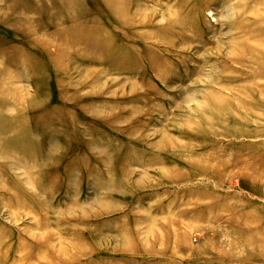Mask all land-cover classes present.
Listing matches in <instances>:
<instances>
[{
	"label": "rangeland",
	"instance_id": "obj_1",
	"mask_svg": "<svg viewBox=\"0 0 264 264\" xmlns=\"http://www.w3.org/2000/svg\"><path fill=\"white\" fill-rule=\"evenodd\" d=\"M0 264H264V0H0Z\"/></svg>",
	"mask_w": 264,
	"mask_h": 264
},
{
	"label": "bare ground",
	"instance_id": "obj_2",
	"mask_svg": "<svg viewBox=\"0 0 264 264\" xmlns=\"http://www.w3.org/2000/svg\"><path fill=\"white\" fill-rule=\"evenodd\" d=\"M99 27V26H98ZM102 32V31H101ZM249 51V50H248Z\"/></svg>",
	"mask_w": 264,
	"mask_h": 264
}]
</instances>
